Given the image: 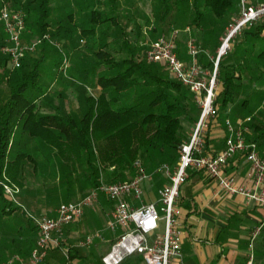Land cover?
Instances as JSON below:
<instances>
[{"label":"rangeland","instance_id":"rangeland-1","mask_svg":"<svg viewBox=\"0 0 264 264\" xmlns=\"http://www.w3.org/2000/svg\"><path fill=\"white\" fill-rule=\"evenodd\" d=\"M32 1L2 2L0 9V102L2 104L10 96L9 76L23 68L31 69L34 62L40 61L42 74L40 85L45 92V95L39 99L40 106H47L46 109L53 113L63 110L66 116H74L73 118L77 120H81L83 117L84 111L82 109L85 97L97 94L96 90L99 89H97L95 76L85 84L82 82L84 76L75 72L89 66L99 65L100 60L96 57V53L100 50L109 52L116 60L126 58L134 53L137 60L144 61L151 44L162 36H172L175 31H178L177 44L182 56L186 57L187 44L193 40L202 49L201 60L207 63L209 60L207 55L216 59L218 49L223 44L222 39L241 13V6L236 1L233 10L224 19L216 22L213 34L210 33L211 27L205 23L203 24L205 31L203 30V35H201L193 25L196 17L192 9L193 0H189L188 3L180 7L185 8L186 15L180 14L181 9L179 11L174 9L164 18H162L164 10L160 7L159 0H51L48 18L50 27L47 35L41 36L40 32L33 27L39 16L38 1ZM30 2L32 3L28 6ZM251 2L260 4L264 3V0H251ZM101 8H104L101 11L103 16L106 18L113 16L115 22L98 25L99 34L97 38L83 34L82 31L85 28H91L89 14L91 9L101 10ZM201 9L203 12H208L204 5ZM4 13L9 15L10 22L16 28L18 22H22L23 29L20 30L19 34V46L23 51L22 67L14 66L9 51H6L14 48V43L6 30V24L2 18ZM59 26H62V29ZM32 27L33 29H31ZM219 37L220 40L218 41L217 38ZM125 40L129 42V49L123 45ZM245 40L244 31H242L232 39L231 50L228 51L229 53L235 52V43L240 42L241 48L238 49L233 59V63L238 67L237 72L242 73L239 74L242 79L237 81L239 89L236 92L235 104L229 106V111L222 118H216L212 121L211 125L214 126L213 128L210 127L211 130L209 129L211 133L217 131L219 128L216 125L224 124L226 118L232 120L251 118L250 123L253 122V124L258 125L264 123V62L256 59L257 55L264 49V34L251 42ZM106 43H108V47L104 46ZM208 47H212V50L206 54L205 50ZM246 49L249 51L246 52ZM73 77L76 78L73 79ZM141 91L138 89L127 94L126 99L132 98L135 93ZM245 100L251 102L249 111L239 109V105ZM184 103L189 107L190 116L195 119L192 121L183 117L184 131L189 137L192 128L201 116V109L193 105L194 102L190 99L185 100ZM79 105L82 107L79 108ZM40 109L41 107L39 111ZM249 139H254L252 133L249 135ZM12 142L10 157H13L17 152H26L33 158L34 162L25 161L23 164L24 187L22 189L18 185L10 183L5 175L3 176L4 179L0 181V186L4 188V195L6 198L9 197L8 200H10L11 195L5 192V186L19 189L14 194V202L16 205L22 206L26 216L33 223L35 218L45 215L54 216L62 203L80 200L95 188L87 183V175L90 173V169L86 163H83L82 166H76L75 170L69 172L71 167L61 163L56 151L41 140L31 138L18 131L17 136H13ZM259 150L264 153V148H259ZM170 156L171 158H166L158 153H151L140 163L147 173L153 174V180L156 178L158 180L160 179L158 176L162 174H154L155 171L163 165L173 168L178 161V150L171 151ZM128 177V180L132 178V176ZM118 182L120 181H104L106 184ZM157 182L159 184V181ZM106 206L109 205L106 204ZM111 212L112 210L110 214ZM4 221V223H0V258L2 262L19 250L27 255L33 248V240H37L39 236L28 231L25 224L22 225L24 228L18 234L16 221ZM103 228L105 227L102 226L101 230ZM104 232L106 230L101 233ZM163 232L164 221L160 223V229L156 233L161 234ZM111 246V243L106 244L105 251H109ZM97 258L100 259L99 256Z\"/></svg>","mask_w":264,"mask_h":264},{"label":"trees","instance_id":"trees-1","mask_svg":"<svg viewBox=\"0 0 264 264\" xmlns=\"http://www.w3.org/2000/svg\"><path fill=\"white\" fill-rule=\"evenodd\" d=\"M8 1L12 0H0V9L2 2ZM35 1H38L39 16L33 27L41 36H45L50 27L48 18L51 0L32 2ZM188 1L159 0L160 7L164 10L162 18L168 16L174 9L178 11L181 9L180 14L186 15L185 8L180 7ZM235 2L236 0H193L192 9L196 15L194 27L204 28L203 24L206 23L211 27L210 33L213 34L216 22L224 19L233 10ZM202 5L205 6L207 13L202 11ZM112 19L114 18H106L102 13L92 11L90 21L93 25L82 33L88 36L90 33L95 34L96 26L108 23ZM59 28L62 29V26ZM243 31L245 41L251 42L264 34V23ZM123 45L130 48L126 40ZM176 45V52L183 60L177 42ZM104 46L107 47V43ZM235 47V52L222 56L219 61L220 91L215 100L219 119L227 114L230 105L235 104L236 92L239 89L237 81L242 79L240 76L242 73L237 72L238 67L233 63L234 55L236 56L238 49L241 48L240 42H236ZM96 57L100 60L99 65L75 72L84 76L82 82L85 84L94 76L97 77L96 85L102 90L98 98L85 97L81 120L66 116L63 110H59L55 115L39 112V99L45 95L40 85L42 78L40 61L34 62L31 69L23 68L9 76L10 96L2 104L0 102V181L5 175L10 183L22 189L23 164L25 161L34 162L26 152H17L13 157L9 156L13 147L12 138L17 136L18 131L41 140L55 150L59 161L71 167L69 172L75 170L76 166L86 163L90 169L87 183L95 188L102 180L125 182L128 181V176L135 177L136 163L149 157L151 153L171 158V151L179 152L180 146L189 139L187 132L184 131L183 117L195 121L189 114L188 105L184 103L190 99L195 103L193 105L198 107L192 92L173 78L164 64L149 63L147 59L139 61L134 53L116 60L109 52L100 50ZM256 59L264 62V49ZM204 67L213 71L214 64L208 62ZM138 89L142 91L126 99L127 94ZM239 109L250 110L246 100L239 105ZM239 120L238 118L232 121L237 123ZM248 126L247 140L258 144L259 148H264V123L258 125L252 122L248 123ZM251 133L254 135L252 140L249 139ZM4 220L16 221L18 234L25 224L28 231L39 235L37 224L26 216L22 206L5 197L4 188L0 186V223H4ZM38 238L39 236L37 240H33V248L27 255L19 250L6 261L2 262L0 258V264H7L16 255L27 260L37 246ZM116 241L117 239L112 241V246ZM51 251L55 250H50L49 253ZM69 259H72L70 252L68 259L64 255L62 263L65 264Z\"/></svg>","mask_w":264,"mask_h":264},{"label":"built area","instance_id":"built-area-1","mask_svg":"<svg viewBox=\"0 0 264 264\" xmlns=\"http://www.w3.org/2000/svg\"><path fill=\"white\" fill-rule=\"evenodd\" d=\"M238 2L241 6L240 17L234 21L235 23L230 26L222 39L223 44L218 49L216 59H213V71L202 69L197 63L202 49L193 40L187 44L188 55L192 61L186 63L179 58L176 52L178 31L172 36H162L151 44L146 52L147 61L164 64L173 78L192 92L195 102L201 109V116L192 128L189 139L179 148L176 165L173 168L163 165L154 173L162 174L169 182L159 191L157 203L144 201L145 185L152 181L153 174L147 173L142 164L137 162V174L130 180L111 184H106L102 180L99 186L82 199L62 203L57 208L56 215L33 218L39 229L37 246L27 260L16 255L7 264H44L49 251L56 249L61 250L68 259L69 254L61 235L63 228L80 222L85 211L95 206L102 196L113 204L107 229L116 232L121 227L124 230L111 250L103 256V264H121L134 255H140L145 264H174L175 261L182 259L180 191L188 181L191 171L203 172L213 180L217 186L216 196H242L247 201L261 206L264 211V153L260 152L256 143L247 140L248 123L251 122V118L239 120L237 123L227 118L225 148L215 155L205 154L207 134L212 121L217 118L215 100L218 90L219 61L231 50L232 39L246 28L264 23V3L255 4L251 0H238ZM2 18L14 43V48L6 51H9L14 66L20 67L23 57V51L19 46L22 22L19 21L16 28L10 22L7 13H4ZM237 154H244L250 164L252 186L241 183L235 175L227 174V166ZM17 190L19 189L5 186V192L11 195L10 200L14 199ZM7 198L9 199L8 196ZM131 199L137 201L139 205H132ZM12 201L14 202L15 199ZM162 221H164V232L157 234ZM263 233L264 213L262 220L253 231L252 240H256ZM93 240V237H88L81 246L87 247L93 243ZM246 264H255L253 249L248 255Z\"/></svg>","mask_w":264,"mask_h":264},{"label":"crops","instance_id":"crops-1","mask_svg":"<svg viewBox=\"0 0 264 264\" xmlns=\"http://www.w3.org/2000/svg\"><path fill=\"white\" fill-rule=\"evenodd\" d=\"M236 1L238 2V0ZM103 10L104 8L89 11L102 13ZM110 18L114 17L111 16ZM114 20L112 19L107 24H113ZM90 23L92 27L93 24L91 21ZM96 27L98 28V26ZM196 30L201 35H203V30L205 31L203 28H197ZM98 34L99 31L96 29V33H90V36L97 38ZM217 40L219 41L220 37ZM211 50L212 47L206 48V54ZM207 56L209 58L208 62H213V58ZM183 61L186 63L192 61L188 55V50ZM197 63L202 69L208 70L204 67L207 63L201 60L200 55L197 58ZM97 89H99L96 90L97 94H91L94 98H98L102 93L99 86ZM219 91L220 86L218 84L217 94ZM247 104L251 108V102H247ZM40 107L39 112L42 114H57L48 111L47 106L41 105ZM80 107L82 106L79 105ZM82 110L84 111V105ZM223 123L216 125L219 128L217 131L212 133L210 132L211 129L208 131L205 154L215 155L225 148L227 131L225 121ZM213 126L211 125V128ZM226 171L227 174L235 175L241 183L249 186L253 185L250 176V164L244 154L235 155L230 160ZM158 177L160 179H152L145 185L144 201L146 203H157L159 191L169 183L165 176L160 175ZM157 181H159V184ZM216 190L215 182L203 172L198 171H191L188 181L181 187L179 205L182 207L180 220L183 232L182 259L175 261L174 264H246L252 249L255 264H264V233L256 240H252L253 231L263 217L262 207L247 201L242 196H216ZM105 203L109 206L107 207ZM130 203L134 206L139 205L137 201L132 199ZM112 209L113 204L105 197H101L95 206L85 211L80 222L63 228L61 235L64 247L67 249L68 254L70 252L72 255V259L67 262L70 264H103V256L111 250L110 248L109 251H105L106 244L111 243L112 245V241L118 239L124 232L121 227L116 232L107 229L109 214ZM102 226L105 228L101 230ZM103 230H106V232L102 234ZM88 237L94 238L93 243L87 247H82L81 244ZM62 258H64V253L61 250L51 251L48 253L44 264H64ZM121 264H145V262L140 255H134Z\"/></svg>","mask_w":264,"mask_h":264}]
</instances>
